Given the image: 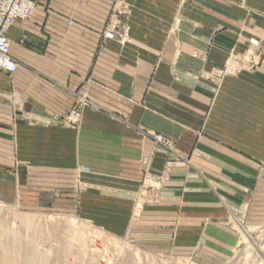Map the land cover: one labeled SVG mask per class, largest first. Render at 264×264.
I'll return each instance as SVG.
<instances>
[{
    "label": "crops",
    "instance_id": "obj_1",
    "mask_svg": "<svg viewBox=\"0 0 264 264\" xmlns=\"http://www.w3.org/2000/svg\"><path fill=\"white\" fill-rule=\"evenodd\" d=\"M36 2L6 35L17 70L0 72V193L23 192L6 172L24 166L31 196L61 192L56 205L102 230L227 262L240 241L229 214L264 226V0H122V46L102 39L115 0ZM250 39L255 72L208 78ZM80 100L79 127L58 126ZM144 172L166 181L133 218Z\"/></svg>",
    "mask_w": 264,
    "mask_h": 264
},
{
    "label": "rangeland",
    "instance_id": "obj_2",
    "mask_svg": "<svg viewBox=\"0 0 264 264\" xmlns=\"http://www.w3.org/2000/svg\"><path fill=\"white\" fill-rule=\"evenodd\" d=\"M127 11L128 7L122 0H115L109 17L117 36L113 42L121 46L129 40L128 24L122 16ZM262 55L260 42L250 39L248 49L243 54L228 58L221 68L213 69L208 78L218 83L243 71L253 73L260 66ZM80 122L81 118L75 124H68L65 120L56 124L76 129ZM145 137L151 139L155 146L163 148L168 155L188 165V157L181 156L170 139L151 132H147ZM145 174L151 173L144 172L142 175L133 218L140 214L144 206L157 204L161 186L166 181L164 175L151 174L157 181L143 182ZM6 175L24 188L18 197L12 192L0 193V255H7L9 259L6 264H220L197 262L182 251L147 246L145 240L141 242L125 234H111L102 230L84 218L78 208L75 212L72 204L65 202L66 198L62 200L63 204L56 205V195L61 192L31 196V192L25 190L27 173L24 166L17 167L13 172L8 170ZM243 211L229 214L225 220L228 226L237 228L240 241L232 257L222 264H264V226H247ZM244 234L245 240H241ZM3 247H11L15 252L7 253Z\"/></svg>",
    "mask_w": 264,
    "mask_h": 264
},
{
    "label": "built area",
    "instance_id": "obj_3",
    "mask_svg": "<svg viewBox=\"0 0 264 264\" xmlns=\"http://www.w3.org/2000/svg\"><path fill=\"white\" fill-rule=\"evenodd\" d=\"M37 2L36 0H0V72L11 76L17 70V64L10 57V42L6 35L8 31L18 22L27 20L34 14ZM68 24H72L68 21ZM114 23H111V18L107 21L103 31L102 39L104 41L117 40L114 32ZM87 103L80 100L79 103L70 110L67 117L64 119L68 124H75L81 118V106ZM160 139V138H159ZM161 141V140H159ZM156 182L157 178L151 174H145L143 182Z\"/></svg>",
    "mask_w": 264,
    "mask_h": 264
},
{
    "label": "bare ground",
    "instance_id": "obj_4",
    "mask_svg": "<svg viewBox=\"0 0 264 264\" xmlns=\"http://www.w3.org/2000/svg\"><path fill=\"white\" fill-rule=\"evenodd\" d=\"M73 126V125H72ZM72 221V220H71ZM74 222V221H73ZM27 224H29V222L27 221L26 222ZM40 229V228H39ZM240 232V231H239ZM240 234H242V233H240ZM245 235L246 234H244V235H242L241 237V240H245ZM11 247H13V246H11ZM11 247H9L10 249H8V248H6V247H3L4 249H5V252H7V253H14L15 252V249L13 250V248H11ZM15 247V246H14ZM16 251H18L17 249H16ZM6 253V254H7ZM135 254H136V252H135ZM16 255H17V253H16ZM27 255H29V254H27ZM9 259V258H8ZM8 259H7V255H0V264H6V262L8 261ZM140 259V258H139ZM13 264H15V263H13ZM261 264V263H260Z\"/></svg>",
    "mask_w": 264,
    "mask_h": 264
}]
</instances>
